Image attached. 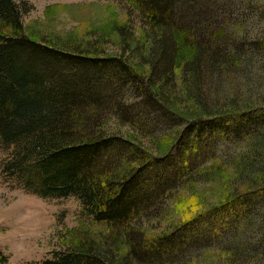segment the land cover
I'll return each mask as SVG.
<instances>
[{
  "label": "trees",
  "instance_id": "16d2710c",
  "mask_svg": "<svg viewBox=\"0 0 264 264\" xmlns=\"http://www.w3.org/2000/svg\"><path fill=\"white\" fill-rule=\"evenodd\" d=\"M120 1L147 26L134 56L106 53L103 32L38 40L21 21L27 4L0 0L2 171L40 197L75 196L86 219L62 250L28 264H192L189 250L223 233L228 264H264V0ZM256 71L261 95H240L233 79ZM222 75L232 96L215 92ZM198 182L224 183L220 200L143 226L151 207Z\"/></svg>",
  "mask_w": 264,
  "mask_h": 264
},
{
  "label": "rangeland",
  "instance_id": "374dc122",
  "mask_svg": "<svg viewBox=\"0 0 264 264\" xmlns=\"http://www.w3.org/2000/svg\"><path fill=\"white\" fill-rule=\"evenodd\" d=\"M23 1L29 7L21 15L25 31H31L36 39L44 42L57 44H72L74 40L89 42L94 40L99 32H103L109 36H106L107 41L104 43L106 53L118 55L124 52L127 56H134L138 54L139 49L138 51L132 49L133 42L139 40L147 29L138 10L120 0ZM221 1L225 3L228 0ZM117 26H122L121 30H116ZM120 39H128L132 45L124 49ZM256 72L258 74L252 72L253 78L248 80L253 92L247 91L248 82L240 75L241 71L239 76L233 79L240 88L237 89L240 95L244 97L249 94L261 95L258 92L261 91L262 86L255 87L260 86L258 81L261 82L263 76ZM217 82L215 88L217 95H233L232 85L226 82L224 75L219 77ZM178 90L180 100L186 93L179 88V85ZM123 96L122 98L126 100L125 95ZM181 101L185 100L181 99ZM183 106L184 113L189 114L187 116L194 115L195 102L186 101ZM139 122L142 126L145 125L143 118H139ZM108 126L111 129L118 127L123 131L128 129L126 125L119 126L112 118L109 119ZM153 130L156 128H150V131ZM157 132H152V135L156 136ZM243 143H240V149L244 148ZM238 151L243 150L238 149ZM10 152L11 147L0 143V248L7 255L8 264H28L62 250L70 232L81 228V222L86 219L81 202L75 196L43 198L24 190L14 178L7 176L2 171V167ZM240 181L241 179H236L234 182ZM223 185L225 186L224 183L198 182L193 191L187 188L176 189L170 193L171 197L151 207L145 213L142 224L145 228L157 226L164 229L170 223H178L193 210L202 211L209 204L218 202L223 195ZM203 227L205 228V223L202 222L201 228ZM226 238V234L223 233L211 242L209 248L203 250H193L192 247L189 250V253H192L190 257L193 260L192 264H228L226 250H223L222 245L217 246L218 243H224Z\"/></svg>",
  "mask_w": 264,
  "mask_h": 264
}]
</instances>
